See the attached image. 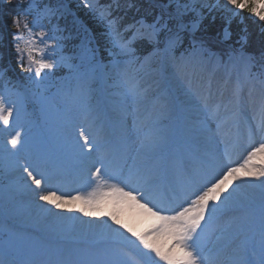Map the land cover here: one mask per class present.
Here are the masks:
<instances>
[{
  "label": "rangeland",
  "instance_id": "1",
  "mask_svg": "<svg viewBox=\"0 0 264 264\" xmlns=\"http://www.w3.org/2000/svg\"><path fill=\"white\" fill-rule=\"evenodd\" d=\"M20 1L23 5L20 4V9L12 17V23L14 19L18 18L21 24L20 28H16L13 23L14 28H16L12 43L15 51L13 56L15 66L8 65L5 67L3 65L0 48V98L5 100L7 106L14 108V117L10 125L5 127L0 124V205L3 206L6 212L4 206L5 202H8L9 212L19 210L21 214V216L15 217L12 213L7 212L3 214L4 218L0 220V259L5 260L7 264L28 262L27 255L15 247L6 245L8 223L18 226L25 225L36 235L38 230H42L45 225L49 227V233L54 231L58 235H60L58 232L64 233L65 230H70L75 225L73 238L76 241L81 240L84 235L93 237L97 233L104 240L112 239L114 232L118 230L116 227L119 225H111L107 218L95 223V215L85 214V212L91 213L89 206H80L71 199V197L77 195L85 197L88 189L79 180H92L94 178L92 174L96 168L101 169V174L104 173L109 176L113 167H116L117 174H120L124 168L128 167V164L133 166V171L143 166L141 170L138 169L128 177L129 187L147 192L148 200L152 201L149 207H152L151 204L154 203L155 197L160 193L164 194L166 200H172L175 195L174 190H164L163 187L159 189L160 184L155 183L160 178L166 180L165 176L170 173L167 171V162L176 164V161L180 158L179 156L167 157V151L159 150L158 156L153 158L150 155L151 151L147 150V152H143L142 156L132 152L134 155L132 153L127 154L130 156L127 161L117 162L120 159L118 155L121 150L115 149L119 142L135 145L136 142L140 144L141 141L144 144L148 141L159 149L164 147L163 143L165 142L158 140L161 136L156 138L145 136L148 128H154L155 126L160 130L167 129V134H165L167 137L163 136V139H170L169 141H171L172 127L174 129L177 126L180 128L181 124L192 127L193 130L188 132L191 137V141H189L190 150L188 151L199 158L196 159L195 156H192L191 161L193 162L191 164L196 167L198 165L203 172H205V169L210 172L209 162L238 167L247 159L252 148L264 142L261 132L256 130L259 115L246 108L244 104L246 102L245 97H239V94L238 96L234 95L237 91L239 93V87L235 88V86L240 84V73L243 74L245 79L248 76L252 81L264 87V44L259 48L250 46L245 42V38L241 37L237 43L232 45L228 43L227 30L223 29L219 38L217 34L216 36L203 35L199 31L200 29L198 30L200 22L208 13H214L217 18L228 24L232 18L242 11L247 12L248 16L257 20L264 29V21L259 20L258 17L246 9H234V6L228 4L227 0H153L159 11L151 17V22L138 18L127 24L125 28L127 29L129 25L138 21L151 25L157 18H160L157 27L164 24L167 27L159 33V44L149 43L146 39L138 38L130 45L133 52L128 54L123 52L114 41L117 39L128 40L132 36V31L127 39L121 37L120 33L117 37L109 26V20H113V18L108 13H104L105 8L100 4V0H52V5L48 7L49 10L52 8V12L61 18H65L70 14L73 18L78 16L76 18L77 27L83 40L72 46V51L67 50L68 44L53 27V23H49L47 18L45 19L44 15L39 12L43 9L37 6L35 0ZM5 2L6 0H0V10ZM178 3L181 15L177 14ZM184 5H187V9L184 8ZM83 17L88 18L89 23L82 24L81 22L85 21ZM25 23H28L33 29L31 37L23 27ZM194 23L197 25L195 29L193 28ZM181 25H183V29L180 28ZM94 26L99 28L98 33L102 36V40H97L94 32L91 35L90 29ZM168 29H171V32ZM41 32L45 34L43 42H41V36L39 35ZM175 33H179L180 42L174 48L166 47V38ZM17 37H22V39H17ZM30 39L41 51L45 52L46 58L51 59L55 64L52 70L42 72L43 78H36L34 73L25 71L27 56L25 54L22 62L21 54L17 52L16 45L19 43L23 48L25 41ZM139 40L147 41L150 44L151 49L148 53L140 54L136 52L133 44ZM37 58L40 57L37 56ZM196 58L197 61L201 59L210 62L202 75L203 79L208 74H214L216 70H219L221 78L217 82L220 84L221 80L229 76V72H234L233 82H235V85L231 87L229 94H226L219 104L213 105L211 101L202 102V96L196 94L192 89V85L188 86L184 81L187 78L194 81L197 73L200 72L199 66L191 68V65H193L191 61ZM184 60L187 61L186 64H183ZM240 61L244 62L242 70L239 65ZM14 63L12 62V64ZM22 63L23 67L21 66ZM198 64L196 62V65ZM151 66L157 67V72L148 73L147 71ZM178 66L185 71L182 77L178 74L180 71ZM193 71H197L196 75ZM45 72L47 73L46 76L44 75ZM142 76L146 79L141 80ZM172 80L175 81L174 86L171 84ZM155 82L161 85L162 92H159V89L154 86ZM221 85L223 84L221 83ZM173 87L175 90H172ZM208 89L209 87L206 88V91H210ZM218 91L227 92L225 89H218ZM181 95L183 97L180 99ZM229 99H235V103L230 107L224 104ZM194 104H197L198 108L194 107ZM135 110L138 111L139 115L133 114ZM240 110H242V113H240ZM193 113L197 116H193L189 120L188 115ZM139 116L140 120H138ZM162 117H171L172 124L167 125L164 122L157 124L156 121ZM223 117H225V121L227 120L226 124L229 127L226 128V131L229 132L227 143L217 141V138L212 136L216 132V128L213 126ZM86 120H88L87 123H85ZM114 123H121L122 127H125L123 129L132 125L134 129H139L137 134L142 135L139 138H130L128 137V130L122 133L121 127L112 126ZM159 129L156 131H159ZM250 129L252 135L257 134L252 142L248 136ZM100 130L101 132H99ZM183 130L184 128L180 129L181 132ZM81 131H84L90 137V147H94L91 156L95 159L90 160L91 166L89 167L91 168L86 170L84 176L80 174L81 177L76 184L75 179L67 177L63 171L66 163H61L60 160L52 158L50 155L45 159L42 158L40 148L44 145L42 138L48 139V137L72 141L74 145L81 146L84 144V141L80 139ZM17 132L20 133L21 143L13 148L9 141ZM106 132L107 135L109 133V137L106 136ZM234 133H238L241 138H236L238 139L236 140ZM184 135L187 134L184 133ZM219 143L227 144L226 148L218 146ZM193 146L200 147V149ZM237 146L243 148L239 153L236 150ZM81 150H88V148H81ZM209 151H216L213 157L210 156ZM112 152V158L107 156L108 153L111 154ZM177 152L178 150L173 151L175 154ZM126 153L129 152L126 151ZM89 156L87 154V157ZM86 158L83 159L84 165L88 163ZM14 164H18V171L15 175L6 174L4 168ZM255 164L257 167L260 166L259 158L255 160ZM25 167H29V170L36 169L44 172L45 176L49 178L45 188L54 191L58 196H63L67 202L66 206L56 208L46 201L39 200L37 190H34L35 186L33 184L34 191L30 192L29 197L23 199L27 187L23 184V179L16 182L15 180L17 177H22L21 175H27L23 170ZM142 171H145V174L137 177V174ZM186 172H191V175H185ZM186 172L179 176L171 175L168 177L174 178L176 186L181 189L185 187V183L188 185L187 181L195 176L196 171L195 168H191ZM153 175H156V178L152 179ZM67 180H71V184L68 186L63 184ZM152 180L153 184L148 188ZM201 184L203 182L197 184V186L199 187ZM237 185L239 187L231 198L236 196L242 202L241 212L234 214L233 217L235 218L231 220V217L227 218L226 214L230 210L234 212L240 210L227 207L229 209L218 213V215H221V213L223 216L225 215L223 223L216 228L218 232L215 230V234L211 233L213 228L206 231L201 242L202 254L209 257L212 264L211 252L217 251L213 247L219 245L223 236L226 235L223 230H228L232 223L238 222L236 218L242 216L244 218L241 223L246 231L240 238L241 243L237 242L240 235L235 241L237 246L240 245L238 246L240 250L228 247L225 251H228L229 257L232 258L238 256L242 258V252L245 254L249 252L250 254L243 259L247 264H253L255 260L259 264H264V244H262L264 198H261L264 196V188L260 187V179L239 180L234 181L224 195L232 192V188ZM125 190H128V188ZM188 196L183 194V201L179 207H186L191 203V199H194V197L186 199ZM35 200L37 203L34 206L31 205ZM179 207L176 206L177 209ZM221 207L225 206L222 205ZM25 208L27 212H24ZM67 209H71V214L68 216L64 214ZM81 209H84V211H81ZM47 212L50 217L41 219V216H44ZM161 213L173 214L172 211ZM74 214L81 216L73 218ZM72 219L74 221L70 227ZM42 222L44 223L41 224ZM48 236L50 238L55 235L48 234ZM210 238L213 239L211 244L209 243ZM243 238L246 241L242 242ZM124 241L125 244L130 242L127 239ZM78 244L82 249L94 248V246ZM127 246L131 249L135 248L131 243ZM98 247L97 249L94 248V255L90 258L92 264H134L135 254L130 250L124 251L120 248L121 250H118L117 255H109L112 253L109 246L108 248L102 245ZM129 251L130 256H125V253ZM121 254L123 255L122 258H120ZM135 259L140 264H144L140 255Z\"/></svg>",
  "mask_w": 264,
  "mask_h": 264
},
{
  "label": "bare ground",
  "instance_id": "2",
  "mask_svg": "<svg viewBox=\"0 0 264 264\" xmlns=\"http://www.w3.org/2000/svg\"><path fill=\"white\" fill-rule=\"evenodd\" d=\"M193 62V65H191V68L195 67V66H199L200 67V72L197 73V71H193L194 74L197 76L195 78V80L193 81L192 79H186L184 80L186 82V84L188 86L192 85V89L194 92H196V94H200L202 96V102L205 101H211L213 105L215 104H219V102L222 101L223 97L226 94H229V91L231 89L232 86L235 85V82H233V73L234 72H229L227 76V78L223 80H221V83L219 84L217 81L219 78H221V76L219 75V70H216V72H214V74H208L207 77H205L204 79L202 78V75L205 73V69H207V65L210 63L208 61L205 60H199L197 61V58ZM190 62V63H191ZM196 62H198L199 64L196 65ZM187 61L184 60L183 64H186ZM240 65V69L242 70L244 62L240 61L239 62ZM234 68V67H233ZM178 70L179 71V75L180 77H182L185 74V71L183 70L182 67L178 66ZM148 73H155L157 72V67H153L151 66V68L147 71ZM241 74V80H240V84L238 86H235V88L239 87V95H242L243 97H245L246 102L244 103L246 108H248L252 113L259 115V121H257V125L260 122L261 119V109L262 106H264V87L261 85H258V83L252 81L248 76L245 79L243 74ZM194 75V76H195ZM146 79L145 77L143 78V76L141 77V80ZM198 80V81H197ZM197 81V83H196ZM204 81V82H203ZM172 86H174L175 81H171ZM220 85V86H219ZM154 86H156V88L159 89V92H162L161 89V85L157 82L154 83ZM209 87L210 91H206V88ZM208 89V90H209ZM218 89H225L227 92H222V91H218ZM172 90H175L174 87ZM263 91V92H262ZM183 96L181 95L180 99ZM184 99V98H183ZM201 102V103H202ZM235 103V99L234 100H227L224 104L225 106L230 107L231 105H233ZM194 107L198 108L197 104L193 105ZM200 106V105H199ZM93 109V108H92ZM203 111V110H202ZM240 113H242V110H240ZM134 115H139L138 111L135 110V113H133ZM193 116H197V114L193 113L188 115V119L191 120V118ZM99 118V116L97 117V119ZM121 119V118H119ZM187 119V120H188ZM225 117H223L219 122H217L213 127L216 128V132L215 134L212 136H215L217 138V141L220 142H225L227 143V139L229 138L228 133L226 131V128L228 129L229 127H227V120H224ZM138 120H140V116L138 118ZM171 117H162L160 118L158 121H156V123L160 124V123H166L167 125H171ZM88 120L85 121V123H87ZM155 125V123H154ZM113 127H121L122 129V133L126 132L128 130V137H134V138H139L141 135L137 134V131L139 130L138 128L134 129V126L129 125L128 128H125L124 126L122 127L121 123H114L112 125ZM158 128V127H157ZM157 128H148L147 132L145 133V136H151L152 138H156L157 136H161L159 137L158 140H162L161 142H165L164 147L162 149L157 148L153 143L151 142H144V144L141 143L140 144L136 142L135 145H131V144H127L125 142H119L118 145H116V149L118 150L120 149V154L118 155V157L120 158L119 161H127L130 156H128L127 154H131L133 153H137L139 155H143V152H147V150H150V155H152L153 158H156L158 156V152L159 150H165L167 151V157H173L174 155L179 156L180 158L176 161V164H174V162H167V167H168V176L171 175H182L184 172L190 170L191 168H195V176L187 181L188 185H186L185 183V187H182L184 189H180L179 186H176V181L174 178L172 177H168L165 176L166 180L160 178L159 181H157L155 184L159 183V189L161 187H163L164 190H174V197L172 200H166L167 198L164 196L163 193H160L157 197H155L154 199V204L160 206L161 208L165 209L164 212H170L173 209H177V207H179V205L181 204V202L183 201V194H187L189 195L190 192L193 191L194 188L198 187L197 184L199 185L201 182H204V179L209 175V174H215L216 172H219L221 168H223V165L217 163V162H213V163H208V167L210 168V172L209 170L205 169V172L202 171V169H200V167L197 165V167L193 164H191V157L195 156L196 159H198L199 157L192 154L191 151L189 149L190 143V136L188 132H191V130H193V128L191 127H187V125H180V128L177 126L172 127V139L171 141H169L170 139L166 140L163 139L164 137H167V129H162L159 131ZM181 128H184V130L182 132H184L187 135H184V133H182L180 131ZM110 129V128H109ZM108 129V130H109ZM240 129V128H239ZM236 130V129H235ZM256 130H259L256 127ZM131 131V132H130ZM101 132V130L99 131ZM98 132V133H99ZM108 132V131H107ZM106 132V136L109 137V133L107 135ZM149 132H151L149 135H147ZM127 133V134H128ZM240 134V133H239ZM92 135V134H91ZM218 135V136H217ZM235 139L236 138H241V136L239 137L238 133H234L233 134ZM164 136V137H163ZM249 136V135H248ZM257 137V134L255 135H251L250 141L252 142V140H254V138ZM261 137L262 140H264V134L261 133ZM236 139V140H238ZM164 140V141H163ZM42 141L44 142L42 148H40V150L42 151V158L45 159V157H52V158H56L58 160L61 161V163H66L65 167H64V173L67 177L69 178H74L75 179V183L80 179V174L82 176H84L83 174L86 172V170H89L91 167V163L90 160L91 159H95L93 158V154H91L92 151L89 150H81V146L79 145H74L72 141H64V140H60V139H55V138H51L48 137V139H43ZM220 147H224L226 148L227 144L224 143H219ZM259 144L256 146L258 147ZM196 149H200V147H195ZM94 148V147H92ZM95 150V149H94ZM134 150H139V151H134ZM174 150H178V152L175 154L173 153ZM236 150L238 151L237 153L241 152L243 150V148L240 147H236ZM112 151V150H111ZM126 151H128L129 153H126ZM96 152H98V150H96ZM194 152V150H193ZM216 151H209L208 153H210V156L213 157L214 153ZM132 153V154H133ZM207 153V152H206ZM87 154H89L90 156L87 157ZM173 154V155H172ZM113 152L110 154L108 153L107 156H109L110 158H112ZM134 155V154H133ZM172 155V156H171ZM87 157V158H86ZM86 158L87 159V164L84 165L83 159ZM125 158V159H124ZM228 162V161H226ZM94 163V162H93ZM169 163V164H168ZM143 168L139 167L138 169L141 170ZM138 169L133 171V166L128 164V167L124 168L122 170V172L120 174H117L116 172V167H113L111 170V175H117L119 176L121 179L123 178H128L130 176V174H132L133 172H136ZM18 171V164H14V165H9L6 166L4 168V172L6 174H9L10 176H14L15 173ZM143 174H145V171L140 172L139 174H137L139 176H143ZM166 174V173H165ZM191 175V172H186L185 175ZM103 176H106L104 173L101 174ZM22 177H17L15 182L18 180H22L23 179V184L25 185V187H27L26 189V193L25 196L23 197V199H26V197H29V194L31 191H34L36 189L33 190V186L31 181L28 179L27 175H21ZM94 177V176H92ZM156 178V175L152 176V179ZM25 179V180H24ZM79 181L82 182V184L85 185V187L88 189V193L85 194V197H87L89 194L94 193L99 191L102 187V181L99 182L95 179V177L90 180V179H86V180H82L80 179ZM129 181V180H128ZM68 183V184H67ZM116 183V180L114 179H110L108 180V184H113ZM133 184V182H131ZM63 184L65 185H70L71 184V180H67L65 182H63ZM77 184V183H76ZM153 184V180L150 183L149 187H151V185ZM35 186V185H34ZM24 187V188H25ZM23 188V189H24ZM261 195V194H260ZM259 195V196H260ZM238 197L234 196L233 198H231L228 201V204L226 207H222L224 210H227L229 208H235L238 209L240 211H232L230 210L227 214L226 217H231L230 220L233 217L234 214H237L238 212H241V207H243L242 202H240L239 199H237ZM261 198H264V196H262ZM37 203V201H33L31 205H35ZM74 203L79 204L80 206L82 205H86L85 203H83L81 200H74ZM153 206V204H151ZM89 206V205H87ZM229 207V208H227ZM4 208H6V212L3 209V206L0 205V220L4 218V213L9 212V208H8V202H5V206ZM24 208V207H23ZM91 213H95V219L94 222H99L101 221V219H105L107 218V221H109V223L111 225H115V223L111 220L110 216L111 215H116L117 218L121 221V223L123 225H127V228H131L133 232L137 233V234H143L147 231H149L153 225H156L159 223V221L155 218L152 217L150 214H147L145 212H143L142 210H140L139 208L136 207H129L127 205H116L114 203H112L110 200H105L103 202H101L98 206H89ZM28 209V207H27ZM27 209L25 208L24 212H27ZM223 210V211H224ZM22 213H24L23 211H21ZM9 213H12L13 216L18 217L21 216L20 211L19 210H13L12 212L10 211ZM231 213V214H230ZM65 215H69L71 214V209H67L64 212ZM162 215H171V214H166V213H161ZM230 214V215H229ZM81 215L78 214H74L73 218H77ZM225 216V215H224ZM223 214L221 213V215L216 216V218L214 219V221L212 222L211 227L207 230H211V233L213 232V234H215V230L218 232V228L220 226V224H222L223 219H224ZM50 216L47 214H45L44 216H41L42 218H49ZM25 218L28 219L27 216H25ZM24 218V220H25ZM244 217L240 216L237 217L236 220L238 222H234L232 223V225H230L228 230H223V232L226 233V235L223 236L222 238V242L217 245L214 246L213 248L217 249V251L211 252L212 255L211 257L212 259V264H230V259L231 256L229 257V252L225 251L226 248L231 247V248H237L239 249L238 246H240L235 242L237 240V238L239 237L238 241L239 243H241L240 238L241 236H243L244 232L246 231L245 227L243 226L242 219ZM235 220V219H233ZM73 219L71 220L70 223V227L73 224ZM44 222H42L41 224H43ZM76 223V222H75ZM203 223V222H202ZM38 225H40L38 223ZM75 227V225H74ZM74 227H72V229L70 230H65L64 233L58 232L60 233V235L55 234L54 231H51L50 233L49 231V227H46V225L44 226V228L41 230H38L37 235L33 232H31L30 228H27V226L25 225H14V224H7V232H8V237L5 239L6 245L10 246V247H15L18 250H20L23 254L27 255L28 258V262L25 263L23 262V264H92V260L90 258H92V256L94 255V248L97 249L99 248V245H102L103 247H110L111 250V254L109 255H117L118 254V250H121L120 248H122V250H130L132 251V253L134 252L135 256H134V264H137V260L135 259V257H138L139 252L137 250L136 245L139 244V241H136L135 236H133L130 232L127 231V228L125 227H121L120 225L116 228H118V231L116 230L112 236V239H108V240H104L102 238V236L97 233V235H94L93 237H89L88 235H84L82 237L81 240L76 241L73 237V233H74ZM113 228V226H112ZM30 230V232H29ZM119 233H123V235H119ZM35 234V235H34ZM48 234H52L55 236H51L50 238H48ZM209 234V233H208ZM53 237V238H52ZM56 237V238H55ZM125 237H127V240L129 241H135V244L131 243L132 245L135 246L134 249L129 248L127 245L129 244H125ZM203 237H205V234L203 235ZM203 237L201 239V242L203 241ZM80 239V238H78ZM123 239V240H122ZM134 239V240H133ZM162 238H159L156 240V243L158 245H160L162 248L165 245V241L164 239L161 240ZM18 240V241H17ZM246 241V239L243 238L244 242ZM80 245L86 244L88 246H94V248L91 249H82ZM209 243H213V239L210 238ZM126 246V247H125ZM1 247V246H0ZM240 250V249H239ZM130 251L125 253V256H130ZM242 252V255L244 256V258L242 257L243 260L245 259V257L247 255H249L250 253H244ZM128 254V255H127ZM122 254L121 257L122 258ZM241 257V256H239ZM133 258V255H132ZM255 260V259H254ZM0 264H7L5 262V260L0 259ZM158 264H164L163 261H158ZM238 264H241L240 262ZM253 264H259V262H257L255 260V262Z\"/></svg>",
  "mask_w": 264,
  "mask_h": 264
},
{
  "label": "snow or ice",
  "instance_id": "3",
  "mask_svg": "<svg viewBox=\"0 0 264 264\" xmlns=\"http://www.w3.org/2000/svg\"><path fill=\"white\" fill-rule=\"evenodd\" d=\"M227 3L233 5L234 9H246L258 17L259 20L264 21V0H227ZM184 8L187 9V5H184ZM177 14H182L179 3L177 5ZM159 19L157 18L151 25L145 24L143 21L129 25L126 31H132V36L126 41L117 39L114 43L123 52L128 54L133 52L130 45L138 38L146 39L149 43L159 44V33L163 28L167 27L166 24L157 27ZM13 23L16 28H20L21 24L18 18L14 19ZM115 25V20H109L110 29L118 37L119 32L115 29ZM196 26L194 23L193 28L195 29ZM23 27L31 37L33 29L29 24L25 23ZM180 28L183 29V25ZM168 31L171 32V29H168ZM39 35L41 36V42H43L45 34L41 32ZM17 39H22V37H17ZM180 39L179 33L168 36L166 38V47L174 48L180 42ZM16 49L21 54L22 62L26 54L27 67L24 70L34 73V77L36 78H43L42 72L44 70H52L55 67L52 60L46 58L45 52L41 51L31 39L25 41L23 48L18 43ZM37 56L40 58L38 59ZM21 66L23 67V63ZM44 75L46 76L47 73L45 72ZM238 94V91L234 93L237 96ZM13 117L14 108L7 106L5 100L0 98V124H3L5 127L9 126ZM256 127L264 134V106L261 109L260 122ZM251 135L252 130L250 129V138ZM80 139L84 141V144L81 145L82 149L88 148L89 151L93 150L90 147V137L84 131L80 132ZM9 143L13 148H16L21 143L20 133L17 132ZM96 147L98 148V146ZM257 158L260 159L259 167L255 164ZM29 167H25L23 170L27 173V177L31 180V183L35 185L39 200L46 201L56 208L65 207L67 202L63 196H58L54 191L45 188V184H47L49 178L45 176L44 172L37 171L36 169L29 170ZM92 175L97 181H102L103 187L99 191L89 194L87 197L73 196L71 197L72 200H81L89 206H98L101 202L110 200L116 205L123 204L139 208L159 221L149 231L137 234L131 228H127V225H123L116 215L110 216L115 224L127 228V231L135 236L136 241H139L136 247L144 264H158V261H163L164 264H211L210 258L202 254L201 239L211 227L217 214L224 210L221 206L226 207L233 193L237 191L239 185L232 188V192L224 195L234 181H247L253 178L260 179V187L264 188V142H261L258 147L252 148L248 153L247 159L238 167H230L226 164L214 175L209 174L204 179L203 184L194 188L189 193V196L186 197V199L194 197V199H191V203L186 207L182 206L171 210L173 212L171 215H162L161 212L165 211V209L154 203L152 207H149L152 201L148 200L147 192L130 188L128 185L129 178L121 179L117 175L102 176L100 168H96ZM110 179L116 180V183L108 184V180ZM126 188L128 190H125ZM81 211H84V209H81ZM85 214L95 215V213L88 212H85ZM118 234L123 235V233L119 232ZM159 238H163L165 241L163 248L156 243V240ZM130 242L135 244V241ZM262 244H264V233H262ZM137 264H140V262L137 261Z\"/></svg>",
  "mask_w": 264,
  "mask_h": 264
},
{
  "label": "trees",
  "instance_id": "4",
  "mask_svg": "<svg viewBox=\"0 0 264 264\" xmlns=\"http://www.w3.org/2000/svg\"><path fill=\"white\" fill-rule=\"evenodd\" d=\"M151 0H100L103 8H105L104 13H108L113 20L116 21L115 29L121 34L124 39L129 38L131 31H126L127 24H130L136 19H144L146 22H151V17L156 15L159 11ZM164 1V0H161ZM37 6L43 10L39 12L42 13L49 23H53V27L56 31L65 39L67 45V50L72 51V46L77 45L83 40L80 30L77 27L76 18L70 14L65 18L56 16L49 6L52 5V0H35ZM23 3L20 0H6L2 5L0 10V38L2 40L3 46L1 47V55L3 65L6 66V61L14 63V49L13 43V33H15L16 28H14L12 23V17L20 9ZM84 18L82 24L88 22L89 19ZM80 22V21H79ZM4 25V26H3ZM261 24L248 16L247 12L242 11L239 15L232 18V20L225 24L223 20L221 21L216 17L214 13L206 14L205 18L199 24L198 30L201 31L203 35L208 36H218L221 35L222 30L227 26L229 31V41L232 45L237 43L241 37L245 38V42L250 46H255L259 48L264 44V29L260 26ZM98 27H92L90 29L91 34L95 33V38L97 40H102V36L98 33ZM135 50L138 53H148L151 49L150 44L147 41H137L133 44ZM15 64V63H14Z\"/></svg>",
  "mask_w": 264,
  "mask_h": 264
}]
</instances>
